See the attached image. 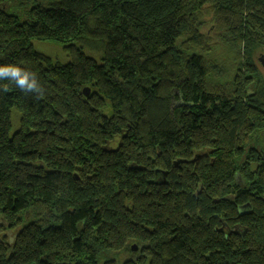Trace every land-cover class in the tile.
<instances>
[{"label":"trees","instance_id":"16d2710c","mask_svg":"<svg viewBox=\"0 0 264 264\" xmlns=\"http://www.w3.org/2000/svg\"><path fill=\"white\" fill-rule=\"evenodd\" d=\"M262 53L264 0H0V264H264Z\"/></svg>","mask_w":264,"mask_h":264},{"label":"rangeland","instance_id":"374dc122","mask_svg":"<svg viewBox=\"0 0 264 264\" xmlns=\"http://www.w3.org/2000/svg\"><path fill=\"white\" fill-rule=\"evenodd\" d=\"M17 15L20 17L21 22L27 20L26 16L23 15L22 13H18ZM31 44L37 52H40L48 56L53 61H56L60 64H66L69 61L68 57H66L65 54L63 53L60 45L56 43L39 42V41L32 40ZM83 52L87 56L93 57L95 59L98 58V53L96 51L86 52L83 49ZM11 124H12V127H11L10 135H12L19 127V117H18V114L14 110L11 111Z\"/></svg>","mask_w":264,"mask_h":264},{"label":"clouds","instance_id":"9594fccd","mask_svg":"<svg viewBox=\"0 0 264 264\" xmlns=\"http://www.w3.org/2000/svg\"><path fill=\"white\" fill-rule=\"evenodd\" d=\"M10 75L19 88L26 91L36 89V77L34 73L26 72L16 66L0 67V76ZM30 77H32L30 79ZM40 91V90H39Z\"/></svg>","mask_w":264,"mask_h":264},{"label":"water","instance_id":"95a60500","mask_svg":"<svg viewBox=\"0 0 264 264\" xmlns=\"http://www.w3.org/2000/svg\"><path fill=\"white\" fill-rule=\"evenodd\" d=\"M257 61H258L259 65L261 66V68H262V70H263V73H264V53H262V54H260V55L258 56ZM82 93H83L84 96H88V94H89V89H88V88H84V89L82 90ZM132 250L135 251L136 248L133 246Z\"/></svg>","mask_w":264,"mask_h":264}]
</instances>
